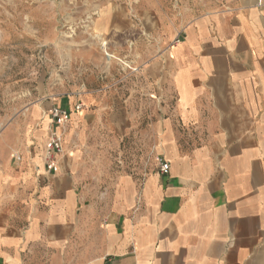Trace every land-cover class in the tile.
Returning a JSON list of instances; mask_svg holds the SVG:
<instances>
[{
  "label": "crops",
  "instance_id": "0c3cea01",
  "mask_svg": "<svg viewBox=\"0 0 264 264\" xmlns=\"http://www.w3.org/2000/svg\"><path fill=\"white\" fill-rule=\"evenodd\" d=\"M127 55L109 85L93 74L0 131V264H264V0H233ZM56 106L71 111L62 126ZM139 122L157 162L115 171L109 142ZM52 130L65 153L49 170Z\"/></svg>",
  "mask_w": 264,
  "mask_h": 264
},
{
  "label": "rangeland",
  "instance_id": "374dc122",
  "mask_svg": "<svg viewBox=\"0 0 264 264\" xmlns=\"http://www.w3.org/2000/svg\"><path fill=\"white\" fill-rule=\"evenodd\" d=\"M232 2L0 0V131L23 120L38 98L79 89L93 74H105L100 82L109 85L112 77L128 69L127 54L134 45L146 49L173 25L180 28ZM83 109L75 112L82 114ZM155 145L150 124L139 122L133 131L112 145L109 142L105 161L115 171L125 169L140 176L157 162ZM13 153H20L10 151L14 162ZM89 174L95 182L101 172ZM91 189L99 195L105 192L104 186Z\"/></svg>",
  "mask_w": 264,
  "mask_h": 264
},
{
  "label": "built area",
  "instance_id": "2783aa9c",
  "mask_svg": "<svg viewBox=\"0 0 264 264\" xmlns=\"http://www.w3.org/2000/svg\"><path fill=\"white\" fill-rule=\"evenodd\" d=\"M82 108V104L79 102L74 105V111H78ZM71 111L69 109L54 107L50 111V116L57 126H62L66 124L70 119ZM65 153L63 146V138L60 132L52 130L49 132L43 148L42 160L45 167L49 170L55 168L58 157ZM69 154H72L69 152ZM14 160L20 161L21 156L18 153H13L11 156ZM159 171L162 173H167L169 169V164L167 162L158 159Z\"/></svg>",
  "mask_w": 264,
  "mask_h": 264
}]
</instances>
